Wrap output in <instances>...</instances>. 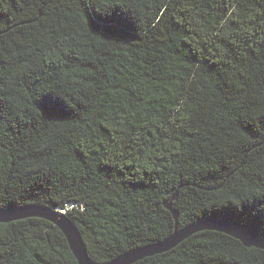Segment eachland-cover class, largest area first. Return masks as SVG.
<instances>
[{
	"label": "trees",
	"instance_id": "obj_1",
	"mask_svg": "<svg viewBox=\"0 0 264 264\" xmlns=\"http://www.w3.org/2000/svg\"><path fill=\"white\" fill-rule=\"evenodd\" d=\"M200 220L264 239V0H0V209L63 210L108 263ZM0 264H78L42 218ZM133 264H264L203 230Z\"/></svg>",
	"mask_w": 264,
	"mask_h": 264
},
{
	"label": "water",
	"instance_id": "obj_2",
	"mask_svg": "<svg viewBox=\"0 0 264 264\" xmlns=\"http://www.w3.org/2000/svg\"><path fill=\"white\" fill-rule=\"evenodd\" d=\"M164 203L165 207L172 213L175 220L174 233L165 240L143 247L136 248L122 254L116 259L103 264H133L143 258L167 252L176 247L180 242L194 233L203 230L217 231L240 240L246 247H257L264 249V239H258L254 233L241 228L231 221L200 220L190 224L178 231V212L173 208V200ZM26 218H42L58 227L65 235L70 249L72 250L78 264H98L92 261L87 253L85 243L77 226L66 216L62 210H54L49 207L37 205H25L13 210L0 209V223H8Z\"/></svg>",
	"mask_w": 264,
	"mask_h": 264
}]
</instances>
